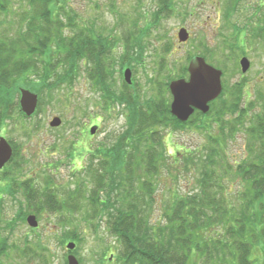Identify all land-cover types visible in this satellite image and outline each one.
I'll list each match as a JSON object with an SVG mask.
<instances>
[{"label": "trees", "instance_id": "16d2710c", "mask_svg": "<svg viewBox=\"0 0 264 264\" xmlns=\"http://www.w3.org/2000/svg\"><path fill=\"white\" fill-rule=\"evenodd\" d=\"M28 2L34 12L28 14L29 17L22 16L25 24L18 36L0 32V129L15 116L29 120L39 114L43 103L40 93L46 88L57 92L64 86L61 83L70 86L80 69L86 71L88 80L100 94L101 109L107 114L120 109L122 114L124 112L126 127L122 133L113 132L107 141L92 146L87 167L77 170L78 174L86 171L87 177L75 181V187L71 188L72 184L57 186L52 181L53 175H46L40 187L35 181L22 182L21 188L33 212L68 210L76 213L83 207L87 192L91 210L85 218L88 222L96 218L100 223L105 221L108 232L121 244L120 264H257L256 251L264 254V95L257 92L258 102L248 101L250 93L246 80H240L228 93L223 76V91L211 102L210 111L206 114L196 111L187 122H182L171 113L169 84L175 78L187 77L188 70L182 65L185 69L181 75L172 73V65L177 61L173 56L170 58V47L163 50L153 76V91L148 93L146 101L134 83L129 85L123 81V91L116 93L112 88L116 83L113 74L119 69L121 76L127 65L124 60L135 52L128 43L131 34L124 33L127 45L117 68L115 64L119 61L113 65L109 59L117 46L115 37L77 23L71 16L73 10L68 6L69 0ZM221 2H224L223 31L233 30V39H223L230 56L239 51L243 43H260L264 47V0H257L252 11L246 6L250 0ZM158 4L154 20L160 24L175 9L171 8L170 0H159ZM8 6L9 0H0L1 10ZM242 9L244 17L239 14ZM164 71L169 77L167 74L166 78L162 77ZM41 84L40 90L38 85ZM21 88L39 95V104L32 117H27L21 109ZM258 104L261 111L253 114ZM189 125L204 130L206 125L217 127L220 137H210V143L215 145L210 156L207 151L204 157H191L196 159L195 163L206 161L200 169V190L177 198L161 212L159 219H154L158 211L157 176L161 170H169L171 159L165 138L169 132ZM244 125L260 146L256 149L250 143L248 150L252 157L236 166L235 173L248 186L246 192L241 193L245 201L237 209L229 205L226 198L234 188L228 191L220 180L223 170L227 173L232 169L231 164L222 161L225 157L221 143ZM189 154L196 156V152ZM73 175L76 177L77 172ZM10 187L14 184L10 183ZM64 224L68 225L67 220ZM74 228L64 241L72 239L79 243L82 240ZM68 252L77 254L76 248ZM29 253L33 259L39 257L35 250ZM40 258L43 260V255Z\"/></svg>", "mask_w": 264, "mask_h": 264}, {"label": "rangeland", "instance_id": "374dc122", "mask_svg": "<svg viewBox=\"0 0 264 264\" xmlns=\"http://www.w3.org/2000/svg\"><path fill=\"white\" fill-rule=\"evenodd\" d=\"M256 1L250 0V4L246 3L250 11ZM158 3L159 0H69L68 6L73 10L71 16L77 23L81 26L90 25L97 32L115 37L117 46L113 48L109 59L113 61V65L115 61H119L115 64L117 68L121 65L123 59L121 55L127 45L124 33L131 34L128 43L135 52L124 60L127 65L124 66L121 76L118 74L119 69L113 74L116 83L112 88L116 93L123 91L121 86L125 79L124 73L129 68L132 70V83L129 85L136 84V88L143 95L142 99L146 101L148 93L153 91L151 90L153 76L156 69L158 70L163 50L168 46L172 53L170 58L173 56L177 61L174 66L172 65V73L175 75L183 73L185 68L183 69L182 65L187 67L188 59L195 55L203 56L210 64L223 70L228 93L240 80H246L248 94L250 93L247 100L258 102L257 92L264 95V47L260 43H243L241 49L230 56L223 39L227 37L231 40L234 36L232 29L224 32L222 28L224 2L170 0L171 8H174L175 12L163 19L160 24L154 20ZM31 12L34 11L28 0H9L7 9H0V32L7 31L12 37L18 36V32L25 24L22 16L29 17L28 14ZM243 12L244 9L239 14L244 17ZM121 21L124 22L123 25ZM182 28L189 32L186 42L179 41L178 32ZM244 56L251 63L245 73L239 64ZM85 72L84 69H80L70 86L58 83L64 86L57 92L56 90L50 92V88L42 91L40 93L43 97L42 111L39 114L29 120L15 116L0 129V137H5L13 147H16L13 160L0 171V233L2 232L0 264H65L68 254L66 245L69 242L76 244V256L82 258L80 264H120L121 244L108 232L105 221L100 223L101 221L96 218L89 219L88 222L85 218L91 210L87 192L83 207L76 213L68 210L62 212L44 210L37 213L39 227L34 232L27 222V218L33 214V206L31 209L22 203H26L25 190L21 188V183L25 180L35 181L40 187V182L46 175H53L52 181L57 186L69 187L72 184L70 187H75V181L87 177L86 171L78 174L77 170L87 167L89 161L87 156L92 146L107 141L111 133H122L126 128L124 112L122 114L117 108L107 114L101 109L98 101L100 94L88 80ZM162 73H164L162 77L166 78V74L168 76L167 71ZM41 88L42 84L38 85V89ZM255 109L253 114L261 111V105L258 104ZM55 117L61 119L58 127L51 126V121ZM233 119L234 117H230V120ZM249 123L248 120L247 126ZM93 125L99 127L95 134L90 133V127ZM206 126L204 130L196 125H189L167 134L165 142L171 159L169 170H161L157 176L155 200L158 211L154 219H159L161 212L171 206L177 198L200 190L202 176L200 169L206 161L195 163L193 161L196 159L191 157H204L207 151L210 156L215 148L209 141L210 137L216 139L220 137L217 127ZM247 126H241V130L231 137L228 136L225 142L221 143L225 157L222 161L231 164L232 169L227 170V173L223 170L221 172L223 177L220 180L226 188L228 187V191L234 188L233 192L226 194V198L228 204L237 209L245 201L241 193H245L248 186L244 179L235 173L236 166L244 159L252 157L248 150L250 143L254 144L253 147L256 149L260 146L259 141L252 138L247 129H244ZM190 152H196V156L190 155ZM75 172L76 177L73 175ZM10 183H13L14 187H10ZM61 198L59 196V199ZM20 203L24 209L18 216L19 220L11 221L20 211L18 207ZM64 220H67V226ZM10 222L14 223L12 227L9 225ZM74 227L82 240L79 243L72 239L64 241L66 235H71L68 232ZM25 241L33 247L30 250H35L39 257L35 259L30 257V261L22 263L16 258H11V249L15 246L23 248ZM2 251L5 252L3 258ZM41 255L44 257L43 260L40 258ZM263 257L262 251H256L255 258L259 259L257 264H264Z\"/></svg>", "mask_w": 264, "mask_h": 264}, {"label": "water", "instance_id": "95a60500", "mask_svg": "<svg viewBox=\"0 0 264 264\" xmlns=\"http://www.w3.org/2000/svg\"><path fill=\"white\" fill-rule=\"evenodd\" d=\"M180 42H186L189 38V32L186 28L178 32ZM240 66L243 73L248 71L251 63L247 57H242ZM189 77L179 78L170 82V91L172 94L171 113L177 119L185 122L193 115L195 110L207 113L210 110V103L214 101L223 90V71L208 63L203 56L196 55L191 58L188 65ZM125 81L132 83V70L126 69L124 73ZM39 95L27 88L20 89V106L24 114L32 116L38 107ZM61 119L55 117L51 121L52 127H58ZM98 126H92L91 134H95ZM13 147L5 137H0V170L12 159ZM31 227H38L39 222L36 215H30L27 219ZM76 244L70 242L67 244L69 250H73ZM68 264H80L74 254H69Z\"/></svg>", "mask_w": 264, "mask_h": 264}, {"label": "flooded vegetation", "instance_id": "af4514ba", "mask_svg": "<svg viewBox=\"0 0 264 264\" xmlns=\"http://www.w3.org/2000/svg\"><path fill=\"white\" fill-rule=\"evenodd\" d=\"M25 200H26V203L25 202H22L24 205H28L31 209H32V206L29 204V201L26 199V196H24ZM23 205L20 203L18 204V207L20 208V211L18 212V214L16 215V218L14 220H11V221H14V222H17V220H19L18 216L20 214V212H22V210L24 209L22 207ZM30 212V211H29ZM34 215L37 214V212H33ZM32 215V214H31ZM17 219V220H16ZM14 223H11L10 222V227H12ZM39 227V226H38ZM37 228H33V232L34 231H37ZM12 230V229H11ZM27 241H25V246L22 248V246H15V247H12L11 249V258H16L18 261L24 263L25 261H30L29 258H30V253H29V250L30 249H33V247H30L28 243H26ZM4 254L5 252L2 251L1 252V258L4 257ZM70 253L67 254V256L69 255ZM10 256V255H9ZM9 256H5V257H9ZM27 259V260H26Z\"/></svg>", "mask_w": 264, "mask_h": 264}]
</instances>
